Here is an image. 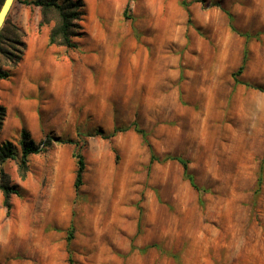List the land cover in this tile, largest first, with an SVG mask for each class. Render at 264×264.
<instances>
[{
  "label": "rangeland",
  "instance_id": "rangeland-1",
  "mask_svg": "<svg viewBox=\"0 0 264 264\" xmlns=\"http://www.w3.org/2000/svg\"><path fill=\"white\" fill-rule=\"evenodd\" d=\"M84 1L72 48L39 7L7 15L43 68L20 103L4 84L26 52L0 79L20 191L8 212L0 189V264H264V0ZM23 128L73 142L20 168Z\"/></svg>",
  "mask_w": 264,
  "mask_h": 264
},
{
  "label": "trees",
  "instance_id": "trees-1",
  "mask_svg": "<svg viewBox=\"0 0 264 264\" xmlns=\"http://www.w3.org/2000/svg\"><path fill=\"white\" fill-rule=\"evenodd\" d=\"M4 0H0V7ZM25 5L36 6L40 8L41 19L39 25H51L49 33V44L57 46H65L68 48L76 47L77 43L74 41L75 37L84 34L83 20L85 16V1L84 0H20ZM128 8V6H127ZM127 14V13H125ZM230 18L232 19L231 15ZM8 17L0 29V79H9L14 75V69L22 61L25 50L26 42L24 40L25 32L23 29L16 25H11L9 28ZM248 36V35H247ZM246 56L239 66L236 74L243 71L245 67ZM6 115V107L0 105V128L2 127L3 119ZM133 127L138 132L145 135L144 131L134 123ZM118 130L115 129L110 135H113ZM67 143L73 142L71 139H64L62 137H48L36 141L32 138L30 132L23 128L19 136V145L22 153L21 162L19 167L26 166V157L30 154L40 153L48 149L52 143ZM74 156L77 159V175L75 180V188L78 189L83 182V173L85 170V161L80 150L76 149ZM154 156V155H152ZM16 157L15 145L12 141H5L0 144V189L3 192V205L7 208L8 212L11 208L9 201L11 194H19L20 191L16 185L9 183L7 173L4 171L2 165L7 159H14ZM153 159L155 157H152ZM179 160L187 174V161L180 157H169ZM191 178V177H190ZM194 187L197 185L192 181ZM69 263L73 264L71 257Z\"/></svg>",
  "mask_w": 264,
  "mask_h": 264
},
{
  "label": "crops",
  "instance_id": "crops-1",
  "mask_svg": "<svg viewBox=\"0 0 264 264\" xmlns=\"http://www.w3.org/2000/svg\"><path fill=\"white\" fill-rule=\"evenodd\" d=\"M25 61L26 63L20 66V68H17L16 74L12 77L11 80L6 82L4 85L7 88V97L8 102H14L16 99L13 97H17V103H20L21 101V93L23 90L32 89L33 91L36 90V84L34 83L35 80H38L40 78L38 76L37 70L42 69L43 65L40 63L38 64H30L28 63V58L32 55L33 51L31 49V46L27 47L25 50ZM34 62V61H31ZM19 93V95H18ZM10 112V111H9ZM9 123L4 125L5 128H8Z\"/></svg>",
  "mask_w": 264,
  "mask_h": 264
},
{
  "label": "water",
  "instance_id": "water-1",
  "mask_svg": "<svg viewBox=\"0 0 264 264\" xmlns=\"http://www.w3.org/2000/svg\"><path fill=\"white\" fill-rule=\"evenodd\" d=\"M14 0H4L0 7V29L5 23L8 12L13 4Z\"/></svg>",
  "mask_w": 264,
  "mask_h": 264
},
{
  "label": "bare ground",
  "instance_id": "bare-ground-1",
  "mask_svg": "<svg viewBox=\"0 0 264 264\" xmlns=\"http://www.w3.org/2000/svg\"><path fill=\"white\" fill-rule=\"evenodd\" d=\"M27 62L30 63V64H38V62H31V60H29V58H28Z\"/></svg>",
  "mask_w": 264,
  "mask_h": 264
}]
</instances>
